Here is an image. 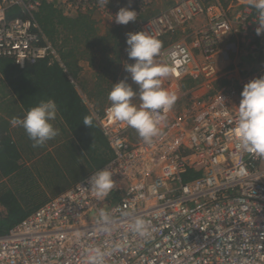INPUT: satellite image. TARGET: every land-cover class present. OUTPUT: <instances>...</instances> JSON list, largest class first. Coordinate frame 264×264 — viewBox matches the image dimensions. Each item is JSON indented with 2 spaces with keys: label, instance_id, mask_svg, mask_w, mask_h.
Returning a JSON list of instances; mask_svg holds the SVG:
<instances>
[{
  "label": "built area",
  "instance_id": "2783aa9c",
  "mask_svg": "<svg viewBox=\"0 0 264 264\" xmlns=\"http://www.w3.org/2000/svg\"><path fill=\"white\" fill-rule=\"evenodd\" d=\"M45 1L66 14L96 8L102 22L113 24L119 9L129 6L137 11L132 32L146 29L159 39L199 17L204 22L190 40L170 41L157 57L173 67L163 83L178 95L172 109L161 113V135L143 142L111 115V103L95 112L112 157L0 235V264H85L88 248L114 243L123 247L106 264H264V157L242 149L232 134L241 92L264 70L207 95L183 88L192 75L210 84L219 72L218 53L224 61L236 49L235 43L219 49L224 39L259 37L248 0H175L152 14L144 12L153 0H110L103 7L98 0ZM42 3L0 0V56L20 68L60 59L35 17ZM14 7L23 14L9 15ZM106 167L116 184L98 200L87 180ZM190 171L200 175L187 179ZM101 208L117 222L110 233L96 224ZM135 216L152 221L150 241L129 231Z\"/></svg>",
  "mask_w": 264,
  "mask_h": 264
},
{
  "label": "trees",
  "instance_id": "16d2710c",
  "mask_svg": "<svg viewBox=\"0 0 264 264\" xmlns=\"http://www.w3.org/2000/svg\"><path fill=\"white\" fill-rule=\"evenodd\" d=\"M21 14L23 12L18 7L12 8L9 12L11 16ZM35 17L47 38L55 46L60 59L53 61L44 59L20 68L12 58L0 56L2 75L0 81L4 86L3 93L7 94L5 89H8L13 96L0 103L7 115L0 118V205L3 207L0 209V235L7 233L13 225L49 200L51 197L47 195L46 189L59 193L91 171L103 166L113 154L95 112H103L105 106L111 103L108 94L113 88L114 80L110 82L109 78L115 77L121 63L128 57V53L117 49L118 46L125 45L126 34L132 32V23L129 22L127 25L104 23L96 8L78 9L66 14L63 9L45 0L35 13ZM176 34L175 31L170 35L174 38ZM230 37L235 39V44L240 43L238 39L240 36L232 34ZM111 41L112 45L108 46ZM253 41L261 46L264 44V35L256 37ZM82 45H85L84 50L81 48ZM236 47L238 50V46ZM237 50L230 51L224 63H228L231 52L233 54ZM80 59H88L91 66L99 67L100 70L91 91L87 93L86 100L78 90V86H81L80 80H77L81 69L78 65ZM224 79L231 84L230 77ZM119 81L117 79L116 82ZM190 81L194 80L189 79L188 82ZM191 84V90L183 86L184 90L192 91L198 86L195 82ZM48 99H53L58 104L59 112L54 126L60 129V133L45 146L33 147L24 129L11 126L10 120L13 117H22L28 109ZM133 102L139 105V98H133ZM15 104L18 108L14 110ZM88 115L94 117L92 128L83 124L84 117ZM60 149L71 153L80 150L85 152L87 163L78 175L72 174L70 162L64 165L67 167L66 173L56 169L55 163L60 165L62 154ZM40 160L48 165L52 162L55 171H50L45 163L43 167L39 166ZM76 168L81 167L78 165ZM199 175L200 172L190 171L186 178L193 179Z\"/></svg>",
  "mask_w": 264,
  "mask_h": 264
},
{
  "label": "clouds",
  "instance_id": "9594fccd",
  "mask_svg": "<svg viewBox=\"0 0 264 264\" xmlns=\"http://www.w3.org/2000/svg\"><path fill=\"white\" fill-rule=\"evenodd\" d=\"M98 3L103 7L110 0H98ZM248 3L257 12L256 34L264 35V0H248ZM114 19L116 24L127 25L137 21V11L129 6L121 7ZM126 36L128 58L134 62L125 63L124 70L129 74L131 82L129 76H126L114 83L108 94L110 112L116 120L126 122L135 129L143 142L152 143L162 133L165 117L161 113L170 111L178 99L175 91L162 86L164 79L172 75L174 70L169 63L157 60L162 48V41L158 36L146 29L129 32ZM171 60L175 61L174 55ZM135 97L139 98V105L133 102ZM58 112L55 100H42L28 109L22 117L11 118L10 124L22 127L33 147H43L60 133V129L54 126ZM93 120V116H85L83 124L92 128ZM232 134L242 149L264 157V76L245 84ZM87 183L95 197L104 200L115 187L116 180L112 171L106 167L93 172ZM116 223L110 211L103 208L99 210L96 224L102 232L110 233L115 229ZM128 229L144 242L152 239V221L143 216H135L128 224ZM122 247L120 243H114L110 248L90 247L86 250L85 264H106V258Z\"/></svg>",
  "mask_w": 264,
  "mask_h": 264
},
{
  "label": "rangeland",
  "instance_id": "374dc122",
  "mask_svg": "<svg viewBox=\"0 0 264 264\" xmlns=\"http://www.w3.org/2000/svg\"><path fill=\"white\" fill-rule=\"evenodd\" d=\"M155 1L151 7L144 12L145 14H152L155 12V10H159L160 8L166 7L165 5L168 3L167 0H153ZM231 36V35H230ZM229 36V38H226L223 40V42L221 43L219 49H225L226 46L230 43H236L235 39H231V37ZM127 37V36H126ZM240 43L235 45L238 46V50L237 52H233V50H231V56L229 58L228 63L223 61L222 59V52L218 53V67H219V72L217 73V75L210 81V84L207 86L205 85V83H203V80L200 76L196 77V76H188L184 81V87L187 89L192 88V84L197 83L198 86L194 89V90H198V91H202L203 94H209L214 92L216 89L220 88L221 86H223L224 84H227L226 86H234L237 85L238 82L247 77V76H251L254 74H259L261 72H263L264 70V44H262L261 46H259L256 42H248L246 40H243L242 38H238ZM237 39V41H238ZM106 43V42H105ZM106 45H108L106 43ZM112 45V41L108 46ZM105 46V44H104ZM85 47V45H82V50H84L83 48ZM80 48V50H81ZM126 48H127V43L125 40V45H121L118 46L117 51H123L126 52ZM237 48V47H236ZM230 52V51H229ZM100 56V55H99ZM101 57V56H100ZM79 61H88L84 60V59H80ZM125 62L121 63V67L118 70L116 76L118 80H121L122 77H126L129 76L128 73L125 72L124 70V64L125 63H133L134 61L129 60V58H125L124 60ZM159 62H161L160 60H158ZM230 64L232 65V67H230ZM226 69L230 70L227 71ZM98 73H99V67H98ZM89 75L91 74V78H95V74L93 72V68L89 69ZM86 76V75H85ZM110 76V75H108ZM97 77V76H96ZM225 77H230L231 78V84H228L227 81H225ZM113 79V78H112ZM116 79V81H117ZM193 79L194 81H190L188 82V80ZM93 80V79H91ZM94 81V80H93ZM129 82H131L130 76H129ZM164 87V83L162 85ZM135 87V85H134ZM191 90V89H190ZM138 98V97H137ZM140 103V102H139ZM56 152H59V150ZM60 152L62 153L61 156V160L60 161V165L55 163V165L57 166V170L60 171L61 173H66L67 167L64 166L65 164L67 165L68 162L71 163L70 168L72 169V174H76L78 175V172L82 171L83 168H85V164L86 162V155L85 152H82V150H80L79 152L76 153H71L68 150H62L60 149ZM66 154V155H63ZM40 165L41 167L44 166L45 161L40 160ZM78 165H80L81 168H76ZM45 166L49 167V170L54 172L55 170V166L52 165V162L45 163ZM51 173V172H50Z\"/></svg>",
  "mask_w": 264,
  "mask_h": 264
},
{
  "label": "crops",
  "instance_id": "0c3cea01",
  "mask_svg": "<svg viewBox=\"0 0 264 264\" xmlns=\"http://www.w3.org/2000/svg\"><path fill=\"white\" fill-rule=\"evenodd\" d=\"M168 1V3L166 4V5H169L170 3H173L175 0H167ZM155 2V1H154ZM153 2V3H154ZM165 5V6H166ZM157 10H155V12H156ZM204 22V16H202V17H199L198 19H196V20H193V21H191V22H189V23H187L185 26H182V27H180V28H178L177 30H176V32H177V34L175 35V37L173 38L171 35L169 36V37H167V38H163V39H161V41H162V44H166V43H169L172 39H174V40H176V39H181V38H184V37H186L188 40H190V34H192V32L195 30V29H197L198 27H200V25L202 24ZM164 42V43H163ZM163 46V45H162ZM78 65L80 66V70H79V72H78V81H79V83H80V85L81 86H78V90H79V92H80V94H81V96L86 100V98H87V93H89L90 91H91V87H92V85L95 83V81L97 80V74H98V68L97 67H93V66H91V64H90V62L89 61H79V63H78ZM90 68H93V72H94V74H95V78L96 79H94V78H91V74L89 75L88 73H89V69ZM100 71V70H99ZM86 75V76H85ZM0 76H2L1 75V70H0ZM91 79H93V80H91ZM110 79V82H112V80H114V83H116V79H117V76H116V74H115V77L112 79L111 77L109 78ZM185 82V81H184ZM184 82H183V86H184ZM0 86H1V89L2 90H0V103L3 101V100H9V99H11L13 96H11L12 94L11 93H9V90L8 89H5V92H8L7 94H4L3 93V89H4V86H3V84H2V82L0 81ZM196 93H198V94H203V92L201 91H198V90H196L195 91ZM205 95V94H204ZM16 105V107L14 108V110L16 109V108H18L17 107V104H15ZM18 106H19V104H18ZM4 109H3V107H2V105L0 104V118L1 117H7V115H6V113H4V111H3ZM18 131V130H17ZM46 172H48V171H46ZM79 180H77V181H75V183L76 182H78ZM75 183H73V184H71V185H69V186H67L65 189H63L62 191H59V193H54V190L53 191H49L48 189H46L47 190V195L49 196V197H54V196H56V195H58V194H60V193H62L63 191H65V190H67L68 188H70L71 186H73ZM45 187H46V185H44ZM47 188V187H46ZM3 207H2V205H0V209H2Z\"/></svg>",
  "mask_w": 264,
  "mask_h": 264
}]
</instances>
